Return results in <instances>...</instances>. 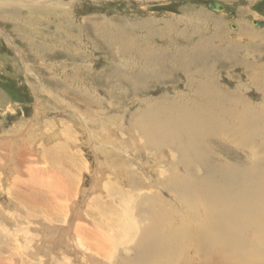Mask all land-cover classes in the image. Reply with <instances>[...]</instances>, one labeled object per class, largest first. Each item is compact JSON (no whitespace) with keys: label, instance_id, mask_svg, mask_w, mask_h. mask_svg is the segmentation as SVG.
Segmentation results:
<instances>
[{"label":"rangeland","instance_id":"rangeland-1","mask_svg":"<svg viewBox=\"0 0 264 264\" xmlns=\"http://www.w3.org/2000/svg\"><path fill=\"white\" fill-rule=\"evenodd\" d=\"M30 128L43 177L2 173L0 264H138L103 215L124 193L139 216L156 201L177 220L184 202L230 218L219 225L236 253H213L223 240L191 227L170 264H264V0H0V138ZM52 147L75 154L76 174L45 165ZM55 174L78 177L71 197L49 192ZM74 211L94 249H79Z\"/></svg>","mask_w":264,"mask_h":264},{"label":"bare ground","instance_id":"bare-ground-1","mask_svg":"<svg viewBox=\"0 0 264 264\" xmlns=\"http://www.w3.org/2000/svg\"><path fill=\"white\" fill-rule=\"evenodd\" d=\"M34 132H35V129H33V128H30L28 131H27V129H24L23 131H20L19 134L17 133V135L13 137V138H15V140H13V138H11V137L10 138L9 137L0 138V171H1L0 172V184L3 182L2 178L4 179V178L7 177V176L6 177L2 176V173H3V171L6 168L8 169V173L9 174L12 173V172L14 173V171H19L17 169L22 168V171L21 172L22 173H28L30 175V177L33 179L32 181L34 183H35V180L36 179L43 177L42 176V173H43L44 170L40 169V168H43V167H38V166L37 167H31V166H35V165H33L34 163L35 164H38L37 162H39V165H41L40 164V161H34V159H35L34 158V153L32 152L33 145H35V143H37L36 141L39 140L38 139L39 136L37 134H35ZM106 132H107V130H106ZM160 139H161V137L159 139L156 138L157 144L159 142L158 140H160ZM12 140H13V143H11ZM145 142H148V141H145ZM150 142H152V141H150ZM101 144H104V143H101ZM114 144L112 146H114ZM151 144L152 143H150V145ZM112 146H111V149H112ZM116 146H118V145L116 144ZM153 146H154V144H153ZM100 147H101L100 149H102L103 147H104V149L105 148H109V147H105L104 145H101ZM114 147H113V149H114ZM147 147H149V146H147ZM39 148H41V146H38V150H39ZM50 149L57 150V152L60 154L59 157L55 153L51 154L52 152L50 151ZM50 149H46L45 150L46 151L45 154H43L44 152L41 153L43 155V159H44L43 162H45V165L48 164L49 166L53 165L54 167H56L55 164L58 166L60 164L62 165V162H66L67 167L68 168H71V172H69V173H73L74 172L73 174H76L75 171H74V168H76V166H75V162H76V160H75V154L74 155L73 154L71 155V154H69V152L66 153V150L63 149V148L60 149V148L52 147ZM96 152L98 154V152H100V150H98ZM28 153L30 154V157L31 158L30 157H23L25 154H28ZM38 153H39V151H38ZM19 154H22L23 155L22 156V161L23 160H26L27 161L26 164L21 165V163H19V161L21 160V157H19ZM50 154H51V156H48ZM32 158H33V160L31 161ZM102 166L104 167V166H106V164H99L98 167H97V170L96 171L93 170L94 171V173H93L94 174V183H97L98 181L101 180V177L99 176V173L103 169ZM108 167L111 168L112 170L114 169V167L112 168V166H110V165ZM77 173H78V171H77ZM57 174H55L52 177V185L53 186L52 187L48 186L49 192H52V194L55 193V195H57L61 199L68 198L70 196V194L73 193V191H75L76 185H74V184H75L76 180L78 179V177L76 175H72L73 176V178H72L70 176L69 177H66V176L57 175ZM22 177H24V176H22ZM6 180H7V178H6ZM28 180H30V179H28ZM14 181H15V179H14ZM11 182H12V185H14V184L16 185V182L15 183L13 181H11ZM28 184H29V182H28ZM38 184L42 185V187H43L44 184L46 186V183H43V182L38 183ZM25 185H27V184H24V182H23V184L22 183L20 184V182L17 181V186H19L18 188H20V186H25ZM50 185H51V183H50ZM37 187H35V186H32L31 188L29 187L30 188V193L27 194V195L30 197V199L31 198L32 199H35L36 198L35 200H38V198H39L38 196L40 195V188L38 189ZM0 188H1V185H0ZM13 189L10 191L11 193L9 192L10 193V196L9 197H11L13 199L12 203L17 202V203L20 204V205H18V204L14 205V206H16L15 208L18 209L19 211H23L21 208H19V206H21L22 204L24 205V202L20 198V195H18V194H21L20 192H22V190H20V189L13 190ZM27 191L29 192V190H27ZM0 192H2V191L0 190ZM25 192H26V189H25ZM186 197H188V196H186ZM225 197H226V195H225ZM212 198H216V197H212ZM212 198H210L207 201H205V203L206 202L208 203L209 201L212 202V203H214V200H212ZM230 198H231V196H230ZM215 200L223 201L224 199L221 196V198L219 197V199H215ZM184 203H185L184 204L185 209L187 210L186 212H188L189 215L187 216V215L184 214V216L186 217V219L182 218V216H181L180 219H182V221H179L180 219L177 220L176 217L173 216L172 212H170L169 210H166V209L162 208L161 207L162 204L159 207V204L156 203V201H155L154 204L151 203V204L148 205V207H145L143 209L144 214L141 212L142 215L139 216L138 215L139 212H136V211L133 212V210L131 209V207H132V201H131L130 194L124 193V194H121L117 198V200H116V198L114 199V204L113 205H110V207L107 210V212L106 213L104 212L103 215H104V219H107L108 222H109V223L107 222L106 224L111 225L113 228H115L114 229V232H118V234L116 236L114 235V238H112L113 239V242L118 243V245L119 244H121L123 246L125 245V247H126L127 250L132 249V248H133L132 250L139 249V255L137 253V255L139 256V259L137 258L138 256L135 258L137 260L138 264H170V262L173 261L171 259V257L177 251L176 250L177 247L178 246H182V245H180L181 244L180 243V240L183 238L182 236L184 235V232L187 233L186 229H189V228L192 227L191 229L193 230V233L194 232H198V231L199 232H202V233L207 232V231L208 232L210 231L209 240H212V241H215V242L219 240V241L222 242V240L224 238V234L221 232V228H220L219 222L223 221L226 224V223L229 222V219H230L228 217H227L228 220H226L225 218H222V215L221 214L223 213V211L216 209V207H213V205H211V204H210V206L213 207V208H211V211H206V210L203 211V209L200 207L202 209V211H203L202 213H204L205 216L208 215V218L207 219H204L205 216L202 215V213L197 214L198 211H201V209L200 210H196V209H198L196 207H199L198 205L197 206L196 205L195 206L194 205L192 206L189 202H184ZM202 203L205 204L204 202H202ZM76 204H77L76 202L72 203L70 205V207H69V211L70 210L73 211V208H74V206ZM214 208H215V210H214ZM255 208L256 207L253 205L252 208L247 209V212L249 210H251L253 212V214H255L254 213L255 212L254 211ZM135 210H136V207H135ZM194 210L197 211V212L195 213ZM251 211H249V213H252ZM205 212L207 214H205ZM216 212H217V216H216V214H214ZM77 214L79 216L78 211L74 213V216L76 217ZM260 215L264 216V211ZM2 216H3V214H2V212L0 210V217H2ZM26 216H27V214H26ZM195 217H197L198 219H196ZM250 217H251V215H250ZM209 218H211V219L209 220ZM253 218L255 220H259V218H261V216L255 214L253 216ZM68 219L69 218L67 217L66 218V222H65L66 224H68V222H70V221H68ZM79 219H80V225H78V227L74 229L75 236H78L76 238L78 239L77 241H78L79 249L82 252V248L83 247L87 246L90 249V246L91 245H92V248L94 249V247H93L94 245L90 242V238H89V236L91 237V236H94L95 235V234L94 235H92V234L90 235V233H89L90 232V227H91L90 224L91 223L89 221H87V219L86 220H83V218L81 219L80 216H79ZM263 219H264V217H263ZM110 221H112L113 223L110 222ZM178 221H179V223L181 225L179 226V228L178 227L176 228L175 224H179ZM216 224L218 226H215ZM181 232H183V234H180ZM212 232H213V236L211 235ZM1 234H6V232L2 231ZM158 234H160V235H158ZM202 237H201V240L203 239ZM190 238H191V236H190ZM215 239H217V240H215ZM215 242L213 243V245L215 244ZM102 243H103V241H102ZM126 243H127V245H126ZM223 243L224 244H222V246L218 245L219 243L218 244L216 243L214 247L212 245H210V247L213 248V251L212 252L213 253H219L220 256H223V258L225 256H229L231 253H236V252H233L234 248H232V250H230V249H228L226 247L227 245H226V242L224 240H223ZM233 243H236V242H233ZM233 243H232V246H233ZM203 244L204 245H208V242L206 241ZM75 245H77V244H75ZM115 246H117V245H115ZM162 246H164V249L166 248L167 250L170 251V253H169L170 255L169 256L159 255L162 252L161 251V249L163 248ZM126 249L124 248V250H126ZM104 253H106V252H104ZM114 254H116V253H114ZM165 255H168V254H165ZM233 257H235V256H233ZM240 258L243 259L244 257H240ZM113 259H115V256H114ZM192 259H194L193 256H192ZM104 260H105V258H104ZM251 260H252V258H251ZM130 261H131V259H130ZM168 261H170V262H168ZM174 261H176V260L174 259ZM249 263H250V261H249Z\"/></svg>","mask_w":264,"mask_h":264},{"label":"water","instance_id":"water-1","mask_svg":"<svg viewBox=\"0 0 264 264\" xmlns=\"http://www.w3.org/2000/svg\"><path fill=\"white\" fill-rule=\"evenodd\" d=\"M210 9L215 10V11H220L222 10V6L218 5L217 3H210L209 5ZM263 24V23H261ZM259 22L258 23H254V25L257 27L259 25H261Z\"/></svg>","mask_w":264,"mask_h":264}]
</instances>
